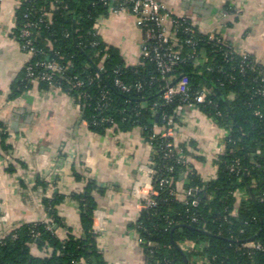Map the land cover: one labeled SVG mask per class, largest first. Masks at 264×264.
I'll return each mask as SVG.
<instances>
[{
	"label": "trees",
	"instance_id": "16d2710c",
	"mask_svg": "<svg viewBox=\"0 0 264 264\" xmlns=\"http://www.w3.org/2000/svg\"><path fill=\"white\" fill-rule=\"evenodd\" d=\"M18 1V36L26 15L36 21L43 10L51 19L50 24H40L35 30V47L44 52L30 62L36 74L47 72L38 66L41 62L56 63L64 69L62 75H53L51 83L41 82L40 88L47 91L54 85L53 89L77 101L82 121L96 134L138 128L152 148L157 205L143 211L136 225L146 264H192L194 255L180 249L185 241L204 245L202 253L210 264H264V68L224 39L217 44L209 35L198 31L191 35L183 28H178L183 62L174 73L162 75L156 62L145 57L139 65L127 66L118 49L94 35L95 22L106 11L99 0ZM96 42L99 44L93 47ZM230 50L234 54L226 55ZM195 51L201 55L199 58L192 56ZM183 76L189 80L190 95L209 90L206 102L198 110L228 133L223 140L226 153L215 158L216 170L208 181L189 159L205 162L202 157L193 156L191 148L196 144L164 139L155 128L162 126L163 117L173 116L182 104L180 97L166 103L163 95L171 79L176 82ZM75 78L84 82L83 87H74ZM117 80L132 89L122 91L116 86ZM32 83L25 69L13 86L12 99ZM137 86L141 89L137 90ZM8 133H0V146L7 152L13 150L7 143ZM169 143L173 148H167ZM233 166L237 168L235 172ZM6 171L14 174L15 167L8 165ZM162 180H167V184L162 185ZM39 185L46 186L37 181ZM179 185L184 192L190 188L201 190L197 207L191 200L185 202L173 195L180 190ZM96 189L95 182H88L85 192L75 196L81 206L79 235L67 229L65 239L58 237V228L65 226L58 217L57 206L65 198L55 195L44 199L47 221L23 225L0 237V264H109L99 250L93 226ZM236 191L244 192L246 197L238 201ZM247 243L259 244L261 249H246ZM33 247L43 256L33 255Z\"/></svg>",
	"mask_w": 264,
	"mask_h": 264
},
{
	"label": "crops",
	"instance_id": "0c3cea01",
	"mask_svg": "<svg viewBox=\"0 0 264 264\" xmlns=\"http://www.w3.org/2000/svg\"><path fill=\"white\" fill-rule=\"evenodd\" d=\"M175 16L219 33L239 53L251 55L264 68V0H159ZM18 0L0 1V133L13 139L8 151L0 146V237L26 224L47 221L44 199H65L57 206L66 227L57 235L65 239L67 229L79 235L81 206L75 197L88 182H95L97 204L94 230L98 247L109 264H146L136 225L141 212L133 192L142 179V168L152 167V149L140 129L98 135L82 121L73 98L59 89L31 86L12 99V89L22 78L32 56L18 38ZM102 40L119 50L127 66L139 65L144 35L134 17L123 14L105 20ZM177 142L193 141L190 159L203 177L213 173L222 130L198 109L186 108ZM8 163V164H7ZM8 165L15 173L6 171ZM37 181L46 186H37ZM36 184H35V183ZM179 185V191H183ZM35 256H43L32 248Z\"/></svg>",
	"mask_w": 264,
	"mask_h": 264
},
{
	"label": "built area",
	"instance_id": "2783aa9c",
	"mask_svg": "<svg viewBox=\"0 0 264 264\" xmlns=\"http://www.w3.org/2000/svg\"><path fill=\"white\" fill-rule=\"evenodd\" d=\"M1 1V0H0ZM106 7L105 13L101 14L97 21L95 22L93 31L94 35L102 39V24L105 20L121 16L123 14L131 15L135 18L136 23L144 35V50L143 57L150 58L155 61L157 67L159 68L162 75H169L175 72L176 68L183 62V47L182 39L179 37L178 28H183V31L188 34H195L198 31L200 34L209 35V39L216 41L217 44L222 42V36L219 33H211L204 30L202 25H197L189 22L186 18H181L175 16L167 7L162 4L159 0H99ZM27 21L24 23L19 31V39L21 40L22 49L29 53L32 58L38 55L44 54V52L38 50L35 47L36 37L35 30L40 24L51 23L50 15L46 11H40V16L38 20L31 21L28 19V15L25 16ZM187 24V26H186ZM187 44H191L190 40L186 41ZM99 43H93L92 46L96 47ZM234 54L233 50H230L226 55ZM244 58L247 59L246 54H243ZM193 57L199 58L201 55L197 52H193ZM203 56V55H202ZM39 67H43L47 72L42 74H36L34 67L29 64L26 67L27 78L31 80L34 84L39 85L41 82L51 83L54 74H63L64 69L56 63H38ZM98 68L103 71V65L100 63ZM100 75H97L99 78ZM76 82L74 87L81 88L84 82L75 78ZM263 82H264V72H263ZM54 88V85H50ZM116 86L122 91L129 92L132 86L125 85L120 80L116 81ZM141 86H137V90H140ZM189 80L187 77L183 76L176 82L172 79L168 82L166 90L163 95V100L166 103H172L175 98L180 97L181 105H179L175 111L174 115L167 117L164 116V124L162 126H155L156 131L161 134L164 139H174L176 143L179 134L178 124H181L183 118V111L186 108L198 109L199 105L206 102L207 96L210 94L209 90L203 89L196 92L194 95H190ZM233 96L231 95L230 98ZM74 100V99H73ZM75 101V100H74ZM76 105L80 104L75 101ZM178 122V124H177ZM83 123L87 126V122L83 120ZM221 145L219 154H225L226 148L223 144V140L226 138L228 133L222 129ZM110 134L115 137L116 132L112 129L106 132V135ZM8 141L13 139L11 133H8ZM150 145V144H149ZM151 147V146H150ZM167 148H173V144H167ZM152 149V148H151ZM218 154V155H219ZM8 164V163H7ZM238 164V162H237ZM236 167L233 166L232 171H236ZM216 170V166L213 169V173L205 175L203 178L208 181L213 178ZM142 179L136 184L134 188L133 195L138 200V209L142 213L145 210L151 209L157 205L156 197L159 195L158 191L154 186V169L152 167L142 168ZM35 183V182H34ZM36 184V183H35ZM162 185L167 184V180L161 181ZM201 190L196 188H190L186 192L175 191L173 195H176L178 199L185 202L191 200L192 205L197 207L199 201L196 199L198 193ZM234 196L238 201L246 197V194L241 191H236ZM193 200H192V199ZM213 199V198H211ZM196 221V218L193 219ZM48 229H51L48 226ZM39 235V234H37ZM140 244H143L140 240ZM246 249H261V245L254 243H247L244 245ZM180 249L194 255L192 257V264H210L207 256L203 255L204 245H198L195 242H181Z\"/></svg>",
	"mask_w": 264,
	"mask_h": 264
}]
</instances>
